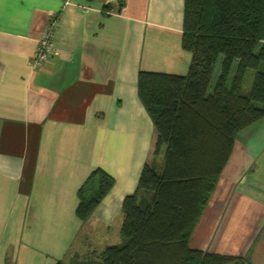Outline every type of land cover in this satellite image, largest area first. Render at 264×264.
<instances>
[{
    "label": "crops",
    "instance_id": "obj_1",
    "mask_svg": "<svg viewBox=\"0 0 264 264\" xmlns=\"http://www.w3.org/2000/svg\"><path fill=\"white\" fill-rule=\"evenodd\" d=\"M184 14L185 0H0V264H88L120 244L153 137L139 74L187 73ZM53 17L57 55L35 68ZM98 170L115 186L82 223ZM192 246L264 264V121L237 138Z\"/></svg>",
    "mask_w": 264,
    "mask_h": 264
},
{
    "label": "trees",
    "instance_id": "obj_2",
    "mask_svg": "<svg viewBox=\"0 0 264 264\" xmlns=\"http://www.w3.org/2000/svg\"><path fill=\"white\" fill-rule=\"evenodd\" d=\"M183 31L182 48L191 55L185 75L139 74L151 149L136 193L122 206V242L88 264H247L192 243L237 138L264 121V0H185ZM249 71L254 83L244 96ZM115 182L103 170L91 175L87 185L97 189L90 197L89 188L80 192L82 223Z\"/></svg>",
    "mask_w": 264,
    "mask_h": 264
},
{
    "label": "built area",
    "instance_id": "obj_3",
    "mask_svg": "<svg viewBox=\"0 0 264 264\" xmlns=\"http://www.w3.org/2000/svg\"><path fill=\"white\" fill-rule=\"evenodd\" d=\"M53 21L41 33L36 52L32 59V66L42 68L47 63L54 60L57 55L55 48V27L58 21L57 17L52 18Z\"/></svg>",
    "mask_w": 264,
    "mask_h": 264
},
{
    "label": "rangeland",
    "instance_id": "obj_4",
    "mask_svg": "<svg viewBox=\"0 0 264 264\" xmlns=\"http://www.w3.org/2000/svg\"><path fill=\"white\" fill-rule=\"evenodd\" d=\"M254 77H255V72L253 71H249V73L247 74V77H246V80H245V83H244V86H243V95L244 96H249L251 90H252V87H253V83H254ZM259 107H262V105H259ZM242 134V133H241ZM240 134V135H241ZM90 179V178H89ZM89 182V180L87 181ZM89 184L87 185V188H88ZM91 188V187H90ZM92 193V190H90L87 194V197H90ZM80 204V203H79ZM122 242V240L120 241V243ZM75 246V247H74ZM72 250H71V253L69 255L72 254V251L73 250H77L79 254H86L87 252V249L83 248L82 244H74Z\"/></svg>",
    "mask_w": 264,
    "mask_h": 264
}]
</instances>
